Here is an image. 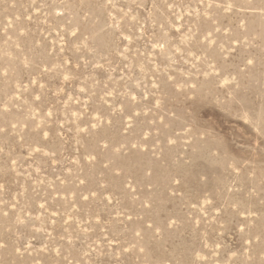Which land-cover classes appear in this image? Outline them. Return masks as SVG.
<instances>
[{"label":"rangeland","instance_id":"obj_1","mask_svg":"<svg viewBox=\"0 0 264 264\" xmlns=\"http://www.w3.org/2000/svg\"><path fill=\"white\" fill-rule=\"evenodd\" d=\"M0 264H264V0H0Z\"/></svg>","mask_w":264,"mask_h":264}]
</instances>
